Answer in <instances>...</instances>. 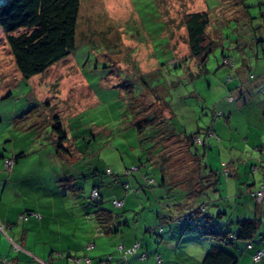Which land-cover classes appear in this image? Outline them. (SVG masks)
Here are the masks:
<instances>
[{"label": "rangeland", "instance_id": "obj_1", "mask_svg": "<svg viewBox=\"0 0 264 264\" xmlns=\"http://www.w3.org/2000/svg\"><path fill=\"white\" fill-rule=\"evenodd\" d=\"M4 2L0 0V5ZM202 9L209 11V30L215 40L204 66L191 58L177 59L187 56L183 25L186 13ZM261 39H264V0H80L75 48L43 73L23 79L0 26V153L8 157L13 152L25 153L11 172L0 156V196L18 202L55 197L48 208L41 206L45 212L55 209L53 218L44 215L48 225L41 230L40 238L46 242V253L52 250V243L56 257L66 261L69 259L68 245L82 246L78 247L77 255L71 250L70 259L83 263L88 262L86 257H95L92 253H103V248L93 245L96 223L92 209L85 215L71 191L73 188L68 185L75 184V190L83 197L93 183L109 193L112 190L113 194L105 196L103 207L114 211L119 209L110 199L129 197L133 202L131 209L139 215L135 218L138 222L155 218V210H159L162 203L168 208L173 202L180 201L178 195L184 192L175 190L171 184L190 188L187 182L190 176H195L197 164L187 150V144L178 137L161 140L163 152L169 153L166 172L171 182L170 186L154 188L157 194L162 193V197L155 196L153 189L147 187L140 193L126 195L121 182L128 177L122 175L114 181L115 176L106 173L108 168L119 174L125 167H140V161L149 157L144 146L150 147L151 142L139 140L138 129L132 124L133 113L129 107L134 99L128 88L133 87L134 93L143 90L145 110L157 106L152 102L154 94L164 99L171 106L177 131L192 134L210 126L219 136L207 138L210 148L205 149L201 144L191 147L193 153H205L201 158V172L217 170L220 177L216 184L188 201L187 206L195 207L208 200L216 203L217 200L225 205L229 217L241 203L250 211L249 208L254 206L252 198L241 202L237 191L245 186V182H250L253 175L258 177L259 170L251 172L252 164L260 165V159L264 158V154L253 146L256 128L252 122L257 119L259 104H264V68H251V76L255 74L254 79H258L257 86L242 102L236 88L240 80L237 73L223 63V56L231 57L235 67L245 64V58L249 57L250 64H246L253 66L257 51L258 59L264 62ZM229 97L233 99L229 100ZM45 101L51 102L50 106ZM55 109L61 113V122L69 137L67 142L77 146V152L73 157L67 155V160L59 158L53 151L47 119ZM218 113L223 114L217 117ZM226 116H229L228 120ZM203 133L204 130L200 135ZM224 164L237 172L225 177L221 173ZM155 166L149 158L148 165L141 166L135 174L142 178L144 172H155ZM129 180L133 182V178ZM64 188L67 194H62ZM212 202L208 211L195 221L197 225H193L194 235L198 236L196 240L204 242L207 249L216 240L212 239V234L202 235L206 231L201 226L204 216L207 212L212 215L205 223L206 227L213 223L219 229L227 222L216 216ZM1 207L7 211L4 204ZM65 207L75 213L70 217L60 216ZM8 212L10 217L15 216L14 211ZM118 212L125 219L132 215L131 211ZM15 219L23 218L17 213ZM229 225L233 226V222ZM3 236L8 237L7 232ZM101 237L97 236L96 243ZM109 243L106 239L104 245ZM115 243L105 247L109 252L104 255H120L117 244L122 242ZM41 250L43 247L39 245L37 251ZM10 254L17 259L19 255L24 256L15 248ZM92 259L95 261L96 258Z\"/></svg>", "mask_w": 264, "mask_h": 264}, {"label": "trees", "instance_id": "obj_2", "mask_svg": "<svg viewBox=\"0 0 264 264\" xmlns=\"http://www.w3.org/2000/svg\"><path fill=\"white\" fill-rule=\"evenodd\" d=\"M79 6L80 0H5V2L0 5V26L6 34V40L13 56L14 64L23 79H29L34 75L43 73L59 60L67 56L75 48ZM209 21L210 17L208 10L202 9L186 13L183 25L186 31L185 42L187 54L185 53V55L187 56L183 55L177 59L188 60L191 58V60H197L200 62V65L204 66L207 53L211 50L212 45L215 44V40L212 38L211 31L209 30ZM259 42L264 46V39H261ZM226 58H229L233 65L226 63ZM223 63L229 65L234 71L236 70L235 63L231 57L224 55ZM251 66L248 65V67L252 68ZM250 73L251 72H249V75ZM228 78H230L229 74ZM238 87L239 85L236 86L237 89ZM134 91L133 87L128 88V93L130 94L131 99H134V101L130 102L129 107L133 113L132 124L138 129L139 140L145 139L151 142L150 147L144 146V150L149 154V157H147L144 162L140 161V167L138 166L137 168L132 169L130 167H125V171L119 174H117L118 171L108 168L106 173L115 176L114 181H117L116 177L118 178L122 175L128 177V180L121 182V188L126 192V195L129 193H140V190L144 189V187L151 190L153 189L154 193V188L156 186H170L171 184L168 173L166 172L169 153L166 154L163 152V148L160 146L162 145L161 140L170 137H178L183 140L185 144H187V150L193 156L197 164L196 174L195 176H190L191 179L187 182L190 188H178L171 184L172 188L179 192H184V194H179L178 198L180 201L177 203L173 202L168 208H165L164 203H162L160 209L155 210L156 224H148L145 231L157 236H161L163 232H166L167 230L171 231L173 228L177 231L178 235L187 232V230H193L194 232L193 225H197L195 221H198L203 212L208 211L212 201L208 200L207 202H201L195 207H192L191 205L187 206L188 201L193 197L202 194L206 187L208 189L216 184L220 177V172L212 169L207 173L201 172V158L204 157L205 153H193L191 147L196 144H201L205 149L210 148L211 144L207 141V138L214 136L219 138V136L210 126L204 129L201 128L192 134H188L185 130L177 131L171 106L166 103L164 99L162 100L154 94L152 102L157 103V106L152 110H145L147 106H145L143 97L145 95L143 90L141 89L135 93ZM8 93L5 96H7ZM45 103L50 106L51 102L45 101ZM222 114L223 113H220L216 116H222ZM228 117L229 116L225 117L226 120L229 119ZM47 120H49V125L51 126L52 135H50V138H52V143L54 145V154L59 158L66 160L68 159L67 155L73 157L74 152H77V146L67 142L69 137L61 122V113L55 109V111L51 112L49 119ZM203 130L204 133L202 136L200 133ZM196 137L200 139V142L195 141ZM152 147L154 149H151ZM255 147L261 151L263 146L257 145ZM153 152H155V154H153ZM0 154V156L4 158L3 163L5 167L11 172L13 168L16 169L17 161L20 160L25 153L23 151L13 152L11 157L4 156L2 153ZM149 158H151V163L155 162V172H144L141 174L142 178H137L138 176L135 174V171L139 170L141 166H147ZM9 162H11L10 166ZM260 162V165L252 164V173L261 169L260 167L264 163V158L260 159ZM235 171L236 170L231 168V166L224 164L221 173L225 177H229L234 175ZM129 178H133L134 183L131 182ZM65 185L67 184L65 183ZM68 186L73 188L71 191L73 192V195H76V202L80 205V209L85 215H88L89 210L92 209V216H94L96 223L94 235L97 231L99 234H109L115 230L121 229L122 226L130 225L127 219H124L123 221L119 219L120 212L118 211H123V209L114 211L103 207L104 199L100 193V186L97 183H93L90 186V190L85 197L81 195L80 191L77 192L75 190V188L77 189L75 184H70ZM261 186L264 187V177L259 182L258 187H248L247 189V193L253 199L254 205L256 206L262 202L264 195L262 199L258 201L253 192L258 190ZM65 189L66 188L62 191V194H67ZM94 189L97 192L96 195H92ZM213 189L216 190V187ZM154 195L159 198L163 196L162 193L157 194L156 192ZM77 197H83L84 199H77ZM110 200L116 208H120L124 204V199L122 198L115 197ZM114 201H120L121 203L116 205ZM50 202L51 201H49V206ZM212 204L214 205L213 207L216 216L227 219V222L219 229L213 223L206 227L205 223L212 218V215L207 212L206 216H204V222H202L201 226L205 227L206 231H204L202 235L205 233L212 234V239L214 237L216 243H213V245L207 249L201 260V264H237L238 256L233 254L230 250H227L226 247L231 246L233 242L239 240L243 241L246 248H252L253 239L255 235L259 234V218L249 215H243V217L237 216L238 218L236 217V220L234 219L235 226L234 228H231L229 222H232V219L226 214L227 210L225 209V205L220 204L217 200L216 203L212 202ZM26 211L28 213L22 212L20 214L22 218L27 217L29 214L34 215L36 218L41 217V214L35 213L34 210L27 209ZM0 224L2 226L0 234L3 235V233L6 232L7 225L1 220ZM195 238L197 239L198 236L194 235V238L192 237L191 239L193 240ZM12 243L15 242L12 241ZM12 243L11 246L14 249V244ZM93 245H95V242ZM119 245H122L123 248L119 249ZM128 248H133V251L125 254V250ZM141 248V239L134 240L128 246L124 243L117 244V251L120 253L117 258H120L122 263L128 261L129 258L134 255H138L140 259H144L147 256V252H139ZM16 250H23V247L19 245V248H16ZM257 251H262L263 255V250L256 249L251 255V260L254 263L259 262L262 258L261 255L259 260H253V256ZM154 258L157 264L163 261L162 255L159 252L154 253ZM85 259L88 260V262L85 261V263L89 264V262H91L90 257H86ZM1 261L7 264L9 259L7 260V258H3ZM42 262L46 263L40 258L36 264H42ZM98 262L100 264L103 262L106 264H115L116 261L113 253H109L100 258Z\"/></svg>", "mask_w": 264, "mask_h": 264}, {"label": "crops", "instance_id": "obj_3", "mask_svg": "<svg viewBox=\"0 0 264 264\" xmlns=\"http://www.w3.org/2000/svg\"><path fill=\"white\" fill-rule=\"evenodd\" d=\"M257 53H258L257 51H255L254 53L255 60H254V65L252 66V70H256L257 68L262 69V67L264 68V65H262L264 64V62L262 61L263 62L262 63L260 59H258L260 58V56H257ZM246 63L250 64L249 57L245 58V64L242 65L245 66L246 68L242 66L235 67L236 69L235 73H237L238 79L240 80L238 90L241 95L240 100H242V102H244L243 99L244 97H246V94L250 92L251 89L254 90L256 88L257 80H258V79H254L256 77L255 74L254 77L251 76V73L249 75V72H251V68L248 67ZM259 105H260L259 110L256 113L257 119L252 120L256 128L255 129L256 138L253 141V146H257V145L263 146L260 151V153H262L263 155L264 154V104L260 103ZM253 109L254 111H256L255 106L253 107ZM247 121L248 123H251L250 119H247ZM250 126L252 127V125ZM20 162L21 159L17 161L16 167L19 165ZM260 168L261 169H259V175L257 178L253 175L252 180L250 182H245L246 188L245 186L238 188L237 192H239V197H241V202L247 200L248 197H250V195L247 193L248 187L251 188L258 187L259 182L264 177V163ZM137 178H139V176ZM111 191L112 190H110L109 193L106 190L100 189V193L104 201L105 198H107L105 196H108L109 194L110 195L113 194V192ZM55 199H56L55 197H53L52 199L41 198L36 201L32 198V201L23 200L22 202H18V201H11L9 199H4L2 196H0V220L7 225L6 232L8 235V237L6 236L5 238L2 234H0V261L3 258H9L10 264H36L38 261L37 258H41V260H44L47 264H87L81 261L74 262L72 258L70 259L71 250H73L74 254L77 255V253L79 254V252L77 251L78 247L82 248V246L68 245L67 256L69 259L66 261H64L63 259L59 260V258L56 257L57 254L53 253V251H55L54 249L55 247L52 243H50V247L52 248V250L49 253H46V248H47L45 247L46 242L42 241V239L40 238L41 230L48 225V221L45 222L46 218L44 215L46 214V216H50L51 218H53L55 216V209L45 212V210H43L41 206L48 208L49 201H55ZM46 200L48 202H43ZM251 200L253 202V199ZM132 203H133L132 200L129 201V197H126L124 198L123 206L118 208L119 210L123 209L132 212L130 218L127 219L130 224L129 228L122 229V227H125L122 226L121 229L115 230L109 234H102V233L99 234L98 231L95 235L93 234L94 242L96 244L95 248L100 249L102 247L103 253H97V255H95V253H92L93 254L92 256L95 257H90L91 262H89V264L99 263L98 262L99 259L102 258L106 252H109V249H106L105 247L112 246L115 242H116L115 244H117L119 241L128 246L136 239H141L142 242V248L139 250V252L146 251L147 256L144 259H140L138 255H134L131 256L128 261H125L123 263L120 258H117V256H115V261H116L115 264H157L154 258V253L156 252H159L163 258V261L159 264H201V260L207 251V245L204 242L195 240L196 238L193 240L191 239L192 237L194 238L193 230L192 231L187 230V232H184L181 235H178L177 231L174 230V228L171 231L167 230L166 232H163L161 236H157L153 233H148L145 231V228L148 224H156L157 222L156 217L148 221L139 220L138 222V220H136L135 218L139 217V215H137L136 212L131 209ZM3 204H4V208L7 209V211H4L2 209L1 206ZM241 204H238L235 207V210L231 214L232 216L230 218L232 219L233 222V226H231V228H234L235 226L234 219L237 216L243 217V215L246 216L249 215V213H251L252 216L259 218V226H258L259 234L255 235L253 239V246L250 249L246 248L243 241H239V240L233 242L232 245L226 247V249L230 250L231 252H233V254L238 256L237 264H264V197L260 204H258L257 206L254 205L253 208H249L250 211H247L245 206H242ZM27 209L41 212L42 213L41 217L36 218L35 216L29 215L28 217L23 218L22 220L15 219L17 213L21 214L23 211ZM225 209L227 210V208ZM9 210L15 212L14 217L9 216L11 214L10 212H8ZM73 213H75L73 210L69 209L68 207H65L64 212H60L59 215L60 216L65 215L69 217L70 215H73ZM119 219L124 220L125 218L123 216H120ZM58 223L60 224V220H58ZM136 225L137 226L139 225V228H136ZM93 231L95 233L94 229ZM98 235H102V237H101V241H97L98 243L97 244L96 239ZM106 239L110 241L108 246L104 245V243H106ZM10 240L15 242L13 243L15 249L19 248V245L22 246L23 249H26V250H18L23 252L24 256L19 255L20 256L19 259L11 256L10 251L12 252L13 248L11 246ZM81 244L82 243H80L79 245ZM39 245L43 247V251L42 250L40 252L37 251ZM9 246L11 247L10 250L8 248ZM256 249L263 250V255L259 262L254 263L251 260V255ZM30 252L34 253L35 256L38 257L34 258L33 257L34 255H31ZM4 254L6 255L4 256ZM25 255L29 256L30 258L28 259L30 260H28ZM92 258H96L95 261ZM0 263L3 264L2 262ZM7 264H9V261Z\"/></svg>", "mask_w": 264, "mask_h": 264}, {"label": "built area", "instance_id": "obj_4", "mask_svg": "<svg viewBox=\"0 0 264 264\" xmlns=\"http://www.w3.org/2000/svg\"><path fill=\"white\" fill-rule=\"evenodd\" d=\"M225 62H226V63H229V64H231V65H233V63H231V60H230L229 58H226V59H225ZM232 99H233L232 97H229V100H232ZM219 114H220V113H218V115H219ZM195 141L200 142V139L196 137V138H195ZM10 165H11V162H9V166H10ZM96 193H97V192H96V190L94 189V190L92 191V195H96ZM253 194H255L256 200L260 201V200L262 199L263 195H264V187L261 186L258 190H256L255 192H253ZM114 203H115L116 205H119L121 202H120V201H114ZM0 229H2L1 224H0ZM91 246H92V244H91ZM118 248L121 249V248H123V246H122V245H119ZM133 248H134V246H133ZM133 248H128V249H126V250H125V254H127V253H131V252L133 251ZM261 255H262V251H257V252L255 253V255L253 256V260H254V261L259 260L260 257H261ZM42 264H46V263H43V262H42ZM102 264H106V263L103 262Z\"/></svg>", "mask_w": 264, "mask_h": 264}]
</instances>
